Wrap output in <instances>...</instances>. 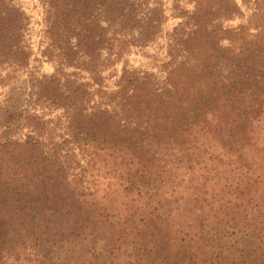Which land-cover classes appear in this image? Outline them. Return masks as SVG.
Returning a JSON list of instances; mask_svg holds the SVG:
<instances>
[{
    "label": "trees",
    "instance_id": "16d2710c",
    "mask_svg": "<svg viewBox=\"0 0 264 264\" xmlns=\"http://www.w3.org/2000/svg\"><path fill=\"white\" fill-rule=\"evenodd\" d=\"M44 4L41 54L54 70L37 74L28 15L0 0V64L26 71L32 84L26 133L0 131V264H264V247L250 237L233 252L225 237L234 231L206 228V202L172 206L157 189L163 144L200 133L238 144L254 121L264 123V93L249 90L264 83L255 56L240 67L250 68L245 82L230 83L218 66L229 51L222 22L241 14L238 1ZM168 17L180 20L157 72L129 65V46H147ZM77 155L86 164L75 172ZM102 169L115 180L99 181Z\"/></svg>",
    "mask_w": 264,
    "mask_h": 264
},
{
    "label": "rangeland",
    "instance_id": "374dc122",
    "mask_svg": "<svg viewBox=\"0 0 264 264\" xmlns=\"http://www.w3.org/2000/svg\"><path fill=\"white\" fill-rule=\"evenodd\" d=\"M237 1L242 8L241 14L222 22V26L230 27L221 33V43L225 45L222 48H229V51H221L218 60L220 72L226 71L231 76L230 83L245 82V72H250V68L240 67L248 64L245 61L251 56H255L257 68L264 73V0ZM14 2L29 19L25 33L26 43L32 52L29 69L37 74L51 73L53 63L41 54L49 42L44 0ZM179 20L168 17L162 25V33L147 46L131 44L127 56L129 65L157 72V65L166 59V35ZM121 64L119 62L118 66ZM237 74L239 80L235 79ZM261 85L249 90L264 93V83ZM31 89L26 71L12 72L11 67L0 64V131L21 137L26 133L21 123ZM257 124L258 121L253 122L251 129H247L246 138L238 144L222 145L216 138L200 133L183 146L171 141L160 148L163 152L161 157L168 164L162 169L157 189L172 195V206L191 204L199 207L206 202V228L214 226L234 231V236L225 237L233 252L237 244L249 237L259 247H264V123ZM10 127L13 131H9ZM76 160L80 162L74 163V171H81L86 162L81 155H77ZM115 173L111 169H102L100 174L105 178L100 177L99 181L107 180L111 175L115 180ZM236 237H241V240L235 243ZM128 241L129 238L124 241L118 256H126L124 251L130 246Z\"/></svg>",
    "mask_w": 264,
    "mask_h": 264
}]
</instances>
